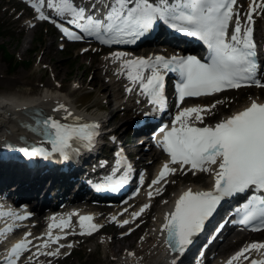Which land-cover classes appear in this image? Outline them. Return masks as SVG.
I'll use <instances>...</instances> for the list:
<instances>
[{"label":"snow or ice","instance_id":"1","mask_svg":"<svg viewBox=\"0 0 264 264\" xmlns=\"http://www.w3.org/2000/svg\"><path fill=\"white\" fill-rule=\"evenodd\" d=\"M31 6L39 13L40 20H50L51 17L43 11L45 5L58 16L69 19L70 23L84 21L79 24L83 33L94 36L100 42L111 44H134L145 36L157 22H163L171 28L190 37L201 40L208 48L206 61L195 56L157 55L154 57H137L123 59L127 79L133 86H138L140 95L146 96L157 106L150 114L164 111L167 104L165 95V79L167 74H175L178 78L176 91L178 103H183L186 97L209 96L226 89H237L245 85L255 84L264 87L257 78L259 71L258 53L253 39V13L257 8L264 11V0L257 4L253 0L247 16V26L239 20V13L234 12L237 0H95L91 7L99 3L106 9L102 18L90 14L86 8L80 7L75 0H29ZM236 16L235 25L229 35V25ZM62 30L72 39H83L81 35ZM128 54L117 52L113 59H122ZM132 92L133 88H127ZM219 103V102H217ZM211 107H185L173 119L172 126L165 125L161 131L163 138L158 141L170 157L171 164L190 166L196 170L213 175L214 186L211 191H193L191 189L180 195L175 203L174 211L166 217L163 230L168 235L169 246L178 252L193 243V238L200 233L218 206L226 198L236 195L253 193L248 202L236 209L241 216L240 223L244 225L259 221L264 227V103L253 101L242 111H238L227 119L215 125L196 126L203 124L202 113H211ZM64 110L75 123L61 122L53 117L40 120L39 131L51 144V151L38 148L29 151L21 149L27 156L37 154L48 157L59 154L63 159L79 154L81 145L85 149L95 146L99 135L96 123H80V118L73 116L66 106L60 105L54 111ZM11 147V145H9ZM130 167V165H129ZM175 168L169 163L163 165L156 180V185L167 175L174 174ZM111 179V178H110ZM121 184L122 179L114 181ZM262 195H255V192ZM159 193V189H157ZM152 192H149V197ZM150 205H145L140 212L133 215L139 217ZM2 215H13L3 213ZM26 218V217H18ZM55 219V218H53ZM90 215L79 217L81 235H92L101 227L92 223ZM115 219V218H113ZM71 219L61 220L49 226L48 242H58L63 237L53 238V228L69 227ZM129 223L123 221L124 225ZM254 230H259V227ZM11 231V228L8 229ZM4 235V233H0ZM30 235V233H29ZM31 241L26 238L15 244L9 254L7 264H17L16 258L28 250ZM71 245H69L70 247ZM39 247V246H38ZM264 244L253 243L241 250L232 260H237L252 249H262ZM47 255H58L59 252H48ZM247 259V257H245ZM232 264V261H229ZM251 264H264V261L252 260Z\"/></svg>","mask_w":264,"mask_h":264},{"label":"bare ground","instance_id":"2","mask_svg":"<svg viewBox=\"0 0 264 264\" xmlns=\"http://www.w3.org/2000/svg\"><path fill=\"white\" fill-rule=\"evenodd\" d=\"M243 1V0H241ZM240 1V2H241ZM239 2V3H240ZM262 0H256V3H261ZM253 0H248L246 4L242 6V9L244 10V13H242V18L240 20V23L243 26H247V16L250 6H252ZM261 9L257 8L256 11L252 14L253 15V21L254 23L251 25L253 28V37L256 35L255 27L257 25V22L261 19L259 16V12ZM237 17H235L236 21ZM260 38H264V33L259 36ZM30 40V39H29ZM171 46V45H169ZM164 49V48H163ZM163 49L161 48H151L148 49L150 51L157 50L159 51L158 54H139L136 53H130L128 52L127 56L122 59H113V54L117 52H125L123 51H114L110 56L106 58V64L110 65V69L108 71V75L104 74L102 65H97L95 62H92L89 65L88 73L85 75H80L79 72L75 73V76L80 81L82 88L86 87V85H90L91 87L95 88L96 92L101 95H106L107 100L112 105H118V102L120 100H123V106L125 107L129 103H132L134 106H131V110L133 107L138 108V110L146 111L149 115L150 112L154 110V106L150 102V100L143 95H140L138 86H133L132 83L127 79V75L125 74V69L122 67L123 59H133L137 57H154L157 55H162L165 53L163 52ZM94 52V51H93ZM52 47L49 46L44 53L42 57L43 62H50V59L48 60L49 56L52 54ZM165 55V54H164ZM163 56V55H162ZM262 61L264 60V52L261 53ZM63 64L61 62H53V70L56 73V78L60 79L63 77V73L60 70V67ZM25 75H21L20 79H25ZM262 78L264 79V73L262 74ZM123 83V85H121ZM121 85L119 88L118 86ZM125 88H124V87ZM63 87H66V85L63 83L61 87L56 86L54 83L50 84L49 89L52 90L43 91L42 93L34 96H27V97H19L18 95H0V141L5 138H11L15 139V137L19 136V134H22L26 136L29 140H32L33 138L36 139L32 135V131L30 128H32L34 120L32 119V116L37 114V118L42 117V115L46 117H53L57 120H60L61 122H71L75 123L76 121H73L71 117H69L68 121H64V117L67 116V112L64 110L54 111V109H58L60 105L66 106L67 110L70 111L73 116L79 117L80 121H99L102 123L104 127H110L108 128L109 132L106 134L104 133V137L110 138L115 137L116 141V147H118V142L123 140L127 143L130 147H136V151L133 153L135 162L133 163L131 161V164L134 166L136 171L134 172V176H141L137 174H144L146 176H151L152 180H156L160 171L163 168V165L165 163H169V166L171 168H175L177 174L180 173L181 167H183L180 164H171L170 163V157H168L166 154L161 153L159 151V144L158 139L148 138L145 134L146 132H137L135 136H129L126 132V129L124 128L123 124L130 123L129 117L126 116V114L122 115L119 113L120 111L124 110L121 109V107H117V115L118 118H109V115L107 113H104L100 110L94 109V108H80L78 104L70 98V96L65 93V90ZM132 87L133 91L130 93L127 91V88ZM123 96L121 98L119 97L120 91L124 90ZM235 89H229L227 91H223L220 93H216L212 95V97L215 98V96H219L222 94H226L229 92H233ZM123 97V98H122ZM209 97H202L197 99H191L189 103L185 107H192V106H202L205 108L211 107L213 104L207 103L206 101L210 99ZM235 102V101H234ZM121 104V103H119ZM222 103H217L215 107L211 108V112L214 111L215 113H221L220 107ZM183 107V108H185ZM182 108V109H183ZM176 109V108H175ZM174 109V110H175ZM181 109V110H182ZM36 110H39V112H35ZM152 110V111H151ZM172 110V111H174ZM130 111L126 108L125 110ZM42 114V115H41ZM203 115V122L206 119L210 118V113L205 112L202 113ZM160 118V117H159ZM92 119V120H91ZM26 126H23L21 121H26ZM125 121L121 124L122 121ZM133 125V122H131ZM33 129V128H32ZM146 141V142H145ZM150 143L148 147H142L143 145ZM98 154V150L95 152V155ZM110 154V153H107ZM132 155V156H133ZM125 159L126 155L123 156ZM8 170V171H6ZM199 171L196 172L195 176L196 178H190L191 182L188 184L183 185L174 195L171 199H167L164 201L159 207L151 208L146 211H144L138 218V220L135 221V216L133 215L136 212H140L141 208L145 206V204H141L138 206L136 211L130 213L131 209L129 210L127 214L121 213L120 208H115L113 212H110L109 209H105L103 204H97L96 202H93L92 199H85L82 200V196L79 195L84 190V185L79 182V180L72 179L67 180L63 182L62 184H59L55 179H49L48 177H44L40 180H30L27 177V174L23 170H9L7 167H4L0 164V186L2 184L4 185H12L16 188L15 192L12 191L10 187L2 186L0 188L12 195H16L19 199H23L18 193L22 194L23 196L27 197H33L37 200L34 203H30V201H24L23 207H22V218L20 220V223L25 226L24 228H21L22 234H15L16 237L10 236L9 242L14 240L13 238H16L18 241H21L23 239H27L31 241L30 244H28V247L33 249V255L32 258L27 259V264H35L38 261H42L47 258H52L53 255H47L48 252H59L60 248L64 247V243L70 242L73 239L80 238L81 236V228L79 227V213L78 211L83 209L85 211V215H90L94 217L92 223H95L97 225H102L100 220L106 216H108V213H114L113 218L115 220L123 219V221L128 220L129 223L127 225L124 224H117L113 221H110L108 224L104 225L105 228L106 237L100 241L99 244H103L106 248V257L105 260L109 264H114L117 262L118 264H127V261L123 260V256L126 258H129V264H150L151 261H154L155 264H183V260L185 259L184 255L185 253H172L170 250L166 248V246L163 244V237L161 236V230L163 229L164 223H166V217L168 214L174 210L176 199L178 198V195L184 193L185 191L191 189L193 191H205L206 187L209 185L214 184V177L213 175L209 173H201ZM11 174V175H10ZM69 177L72 176V174L68 175ZM135 176V177H136ZM194 177V175H192ZM191 176V177H192ZM201 176L202 178H199ZM18 177L21 178L18 180ZM185 179H189V175L183 176ZM102 178H90L91 183L95 187H102L100 183ZM166 180L160 181L158 184L153 185L152 182H150L144 189L146 192H152L157 193V189H159V193L156 195V199L163 195L162 193V185L165 183ZM82 182V181H81ZM74 189V190H73ZM54 190H59L60 193L64 194L65 203L69 205H74L81 208H76L71 211L64 212L63 214L55 213L51 216L43 215L44 209L46 206L55 208L57 207L58 203H56L54 200H51L48 198L47 193H56ZM73 190V191H72ZM72 191L73 194L69 196L68 192ZM55 196H61L56 195ZM89 198V197H88ZM145 202V200H143ZM130 205V204H127ZM20 206V205H19ZM28 206L33 207V210L35 211V216L30 217ZM4 209L9 210V208H6L4 206ZM120 210V212H114ZM222 215V213H221ZM219 215L218 218L221 216ZM55 218V219H53ZM71 219V223L69 227L64 228L63 230L60 228H53L51 230L53 238L56 236L63 237L58 242H48L47 247H43L44 243L48 241V232H49V226L53 223H59L62 219L68 220ZM220 219V218H219ZM123 221H121L123 223ZM154 221V226L151 228H148L150 223ZM40 226H46V228L41 232L39 230L36 232L37 228ZM11 227V226H10ZM102 227V229H103ZM27 229V231H26ZM147 229V232L145 231ZM78 231L76 234L69 235V231ZM8 235L10 231H7ZM30 233V235H29ZM145 234V238L142 241V243L138 244V236L140 234ZM8 235L5 234L4 238L5 240H0V253H2L6 248V241L8 239ZM92 235H88L87 238L84 241L89 240ZM246 236H248V232L242 228L240 232H237L235 234V238L231 239V235L227 236L224 240L226 241L223 245H221L219 248H217L216 252H212L210 250L207 253L206 258H208L207 264H229V261H232V264H242L244 257L246 255L250 256L249 260L245 264H251V261L253 258H256L257 260L264 261V248L262 249H252L249 252H246L244 256L240 257L237 260H232V257L229 256L225 258L223 261H217V257L215 254L217 252H223L225 251L229 246H231L235 241H238L239 239H243ZM230 241V242H229ZM83 242V241H82ZM258 243V244H264L263 239H257L251 242ZM200 245V242L197 246ZM39 246V247H38ZM249 246V245H248ZM135 249V252L133 250ZM247 256V257H248ZM1 257V254H0ZM194 258L188 262V264H197L193 261ZM46 261V260H45ZM191 262V263H190ZM0 264H3L0 262ZM5 264V263H4ZM42 264H49V261H46Z\"/></svg>","mask_w":264,"mask_h":264},{"label":"rangeland","instance_id":"3","mask_svg":"<svg viewBox=\"0 0 264 264\" xmlns=\"http://www.w3.org/2000/svg\"><path fill=\"white\" fill-rule=\"evenodd\" d=\"M38 22L36 14L25 2L21 0H0V95H18L19 97L34 96L48 89L52 83L59 87H61L64 83L66 85V87H63L65 93H67L80 108L86 109L88 107H92L100 110L109 115L108 119L114 117L118 118L121 112L122 115L126 114V116L129 117L127 119H129L130 123H125L123 126L129 136H135L137 133L136 130H138L139 127L138 124L140 121L142 123V117L145 111H140L136 107H133L131 110V106H134L132 103H129L124 107V104L122 103L123 100H120L118 105H112L107 100V96L105 94L101 95L97 93L95 88L90 85H86V87L82 88L80 81L75 76L76 72H79L80 75L87 74L89 65L92 62H95L97 65L104 66V74L108 75L110 65L106 64V56H104V54H98V48H95V52L91 51L87 53L83 45L66 42L61 35L59 36L57 29H55L54 26L42 25ZM255 31L258 36L264 33V15L262 16V19L257 22ZM41 36L43 37V41L39 42ZM49 46L52 47L53 52L48 58V60L50 59V62H43L41 59ZM163 47L168 48V46ZM7 53L16 56L20 62L18 67L11 65V61L9 60ZM141 55H143V52ZM54 61L61 62V64H63L60 67L63 77L60 79L56 78V73L53 70ZM261 73H264V68L260 71V74ZM21 75H25L26 78L20 79ZM121 85H123V83ZM121 85H119L118 88ZM50 90L52 89L50 88ZM262 90L264 89L251 86L249 89L245 90L235 89L233 92L215 97L216 99L213 97L208 99L206 101L207 103L216 105L217 102H219L222 103V105L220 107L221 113H215L212 111L210 113V118L206 119V121L216 122L220 120L233 110L240 108L243 104H245V102L252 98V96H259L260 94H263ZM123 92H125V89L120 91V98L123 96ZM117 107L124 109L120 111V114L118 115ZM126 108L130 111L126 112ZM125 121L128 120L122 121L121 124ZM131 122H133V125ZM109 127H107V129ZM109 141L111 144H115L113 140L110 139ZM142 147L147 146L143 145ZM104 149L108 152L111 151L109 150V145L104 147ZM78 164L82 165V162ZM84 167L85 166H83V168ZM186 174L187 173L185 171H181V174L172 178L167 194L164 195L165 197L163 196L164 198H162L161 201L156 203L157 205L155 209L167 199H171L173 195L181 187H183V185L191 182L190 178H194L191 177L193 174H187L189 175V179H185L183 176ZM18 179L21 178L18 177ZM3 186L12 187V185ZM207 187H209V185ZM72 191H69L68 194L72 195ZM109 215L110 213H108V216L101 219V223L103 225L112 221L109 218ZM153 226L154 221L150 223L148 228ZM42 228L43 226L39 229L42 230ZM145 231L147 232V229ZM106 233L107 232L104 228L87 241H84L87 238V235H82L80 238L71 240L70 243L66 242L67 245L60 248L58 255H53L50 259L47 258L42 261L40 260L35 264H42L46 261H49V264H109L105 260L106 248L103 244H99L100 241L106 237ZM263 236L264 233L263 235H256L254 237L259 239ZM231 237V239H234L235 235H232ZM144 238L145 234L141 233L138 236V244L142 243ZM244 239L248 240L250 239V236H246L242 240ZM246 240H240L239 242L235 241L225 251L219 252L217 261H222L224 258L229 256ZM68 244L71 246L69 247ZM134 252L135 249L132 253ZM30 258H32V254H29L22 264H25V261ZM123 260L127 261V264H129V258L123 256ZM191 260L192 259L189 254L186 257L184 264ZM114 264L118 263L115 262ZM150 264L155 263L154 261H151ZM242 264H244V262H242Z\"/></svg>","mask_w":264,"mask_h":264},{"label":"trees","instance_id":"4","mask_svg":"<svg viewBox=\"0 0 264 264\" xmlns=\"http://www.w3.org/2000/svg\"><path fill=\"white\" fill-rule=\"evenodd\" d=\"M7 56L9 57V60L11 61V65L12 66H14V67H18L19 66L20 62L18 61V59L16 58L15 55H12V54L10 55V54L7 53Z\"/></svg>","mask_w":264,"mask_h":264},{"label":"water","instance_id":"5","mask_svg":"<svg viewBox=\"0 0 264 264\" xmlns=\"http://www.w3.org/2000/svg\"><path fill=\"white\" fill-rule=\"evenodd\" d=\"M1 144H3V142H2V141H0V145H1Z\"/></svg>","mask_w":264,"mask_h":264}]
</instances>
